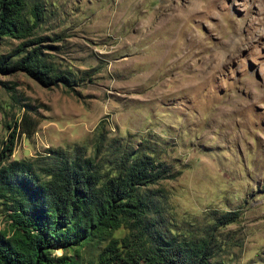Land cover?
Instances as JSON below:
<instances>
[{
	"label": "rangeland",
	"instance_id": "obj_1",
	"mask_svg": "<svg viewBox=\"0 0 264 264\" xmlns=\"http://www.w3.org/2000/svg\"><path fill=\"white\" fill-rule=\"evenodd\" d=\"M23 13L32 31L1 37L0 54L38 38L64 78L0 69V149L25 113L34 130L15 135L8 157L42 177L62 152L104 171L122 148L150 154L169 173L144 187L155 228L206 236L216 264H264V0H24ZM127 232L111 231L116 252ZM104 245L51 254L110 264Z\"/></svg>",
	"mask_w": 264,
	"mask_h": 264
},
{
	"label": "trees",
	"instance_id": "obj_2",
	"mask_svg": "<svg viewBox=\"0 0 264 264\" xmlns=\"http://www.w3.org/2000/svg\"><path fill=\"white\" fill-rule=\"evenodd\" d=\"M23 8L24 0H0V38L30 34L33 22ZM39 14L34 4L32 15L38 19ZM40 41L21 40L14 52L0 54V69L22 70L42 85L64 78L54 71ZM34 126L22 113L13 125L20 132H9L0 149V200L11 226L9 234L0 230V264H84L52 255L51 249H75L91 241L105 242L100 255H109L110 264H216L206 236L179 237L150 221L152 199L144 187L168 177L165 162L122 148L112 171H104L93 157L62 152L39 169L42 177L32 162L8 157L15 135L29 136ZM120 225L128 232L116 252L110 233Z\"/></svg>",
	"mask_w": 264,
	"mask_h": 264
}]
</instances>
